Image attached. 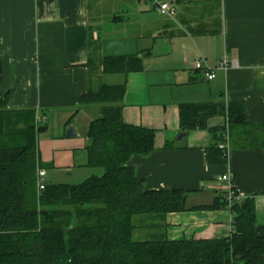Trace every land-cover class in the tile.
I'll return each mask as SVG.
<instances>
[{"label": "crops", "instance_id": "crops-1", "mask_svg": "<svg viewBox=\"0 0 264 264\" xmlns=\"http://www.w3.org/2000/svg\"><path fill=\"white\" fill-rule=\"evenodd\" d=\"M154 1L0 0V99L8 98L12 112L33 111L36 124L42 120L37 158L45 184H80L93 176L86 135L100 115L88 114L96 104L81 105L95 88L91 56H139L142 72L107 75L126 83L124 122L155 132L153 153L127 166L148 191L187 193L188 208L213 206L226 188L220 179L230 176L242 203L254 200L264 238V0H156L171 5L174 19ZM201 59L210 68L224 60L230 67L208 82L194 69ZM199 103H241L246 124L230 129L222 114L207 129L183 133L180 105ZM72 125L77 137L68 138ZM220 130L230 135L228 162L211 165L208 149L220 140L212 131ZM230 221L226 209L171 214L166 235L221 239L232 233Z\"/></svg>", "mask_w": 264, "mask_h": 264}, {"label": "trees", "instance_id": "trees-1", "mask_svg": "<svg viewBox=\"0 0 264 264\" xmlns=\"http://www.w3.org/2000/svg\"><path fill=\"white\" fill-rule=\"evenodd\" d=\"M89 68L96 86L82 96L81 105L102 107L86 135L87 167L102 169L103 175L80 184H46L38 193L39 168L32 171L30 160L37 157V136L45 128L30 124L36 119L33 111L12 112L8 98L0 99V264H264L253 199L230 206L223 194L213 206L188 208L187 193L148 191L127 166L132 157L153 153L155 132L124 122L126 83L109 85L101 77L142 72V58L95 62L91 56ZM99 71L103 75L98 77ZM222 114L230 129L246 124L241 103L182 104L181 131L207 129L208 120ZM22 126L25 130L14 134L13 128ZM212 132L220 140L208 149L209 164H227L228 156L219 148L223 131ZM14 139L22 144L3 145ZM199 209L228 210L230 236L169 240L167 217Z\"/></svg>", "mask_w": 264, "mask_h": 264}, {"label": "built area", "instance_id": "built-area-1", "mask_svg": "<svg viewBox=\"0 0 264 264\" xmlns=\"http://www.w3.org/2000/svg\"><path fill=\"white\" fill-rule=\"evenodd\" d=\"M154 4L157 7V11L164 17L169 19H174L176 17V11L171 7L169 3H160L154 1ZM230 64L227 60L222 61L216 68H210L207 66L204 59L197 61L194 65V69L198 72H202L208 82L216 79L217 71L229 69ZM41 119H37V125L40 126ZM219 148L224 151L228 156V151L230 149V135L227 131L223 136V141L219 145ZM46 177V172L42 169H39L37 172V188L38 193H42L46 189V184L44 178ZM221 182L225 183L226 188L224 191L225 200L229 203L230 206L234 204H240L243 201V195L240 190L234 185L230 176L225 175L220 179ZM230 227L232 229V217L230 221Z\"/></svg>", "mask_w": 264, "mask_h": 264}, {"label": "rangeland", "instance_id": "rangeland-1", "mask_svg": "<svg viewBox=\"0 0 264 264\" xmlns=\"http://www.w3.org/2000/svg\"><path fill=\"white\" fill-rule=\"evenodd\" d=\"M102 82H104V83H106V84H109V85H113V84H115L116 83V81H113L112 80V76H107V77H105V79L102 81ZM96 86V85H95ZM94 107L95 108H90V109H94V111H92V110H90L89 108H87L88 110V114L90 115V116H95L94 114H96V112L97 111H95L96 109H100L101 110V107H102V105H99V104H96V105H94ZM97 107V108H96ZM99 117V116H98ZM97 117V118H98ZM41 123H42V120H41ZM40 123V126H43L42 124ZM30 124H35V126H36V119L34 120L33 118H32V120H31V122H30ZM25 128V126H22L21 128L20 127H14L13 129H15V133L14 134H19V133H17V132H19V130H25L24 129ZM44 128V127H43ZM43 132L44 131H42V132H40L39 134H38V141H39V136H42L43 135ZM22 133V132H21ZM42 134V135H41ZM21 139V138H20ZM20 139H14L13 141H10V143L8 142V141H4V146H8V145H10V146H15L14 145V142L16 143H20V144H22V140H20ZM12 140V139H11ZM3 141V139L0 141V143ZM30 164H31V169H32V171H36V169L38 170V164H37V157H34V158H32L31 160H30ZM88 171V170H87ZM90 171V170H89ZM91 171L93 172V176L95 175V176H102L103 175V170L102 169H91ZM90 177H91V175H90ZM81 178V177H80ZM77 179H79V178H77ZM45 181H47V179H44ZM77 182H81L80 180L79 181H77ZM36 184H37V182H36ZM73 184V183H72ZM77 184V183H76ZM153 224H155L154 222H152V223H150L149 225H153ZM137 234V233H136ZM136 239L137 240H142V239H140V237L138 238V236H136Z\"/></svg>", "mask_w": 264, "mask_h": 264}, {"label": "water", "instance_id": "water-1", "mask_svg": "<svg viewBox=\"0 0 264 264\" xmlns=\"http://www.w3.org/2000/svg\"><path fill=\"white\" fill-rule=\"evenodd\" d=\"M66 136H67L68 138H75V137H77L76 127H75V125H72V126L68 129V131H67V133H66ZM184 137H185V134L180 135L179 140L183 139Z\"/></svg>", "mask_w": 264, "mask_h": 264}]
</instances>
